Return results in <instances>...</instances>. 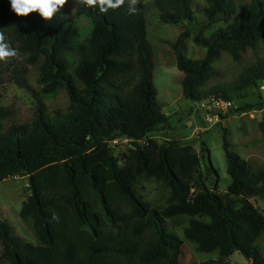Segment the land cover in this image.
Returning a JSON list of instances; mask_svg holds the SVG:
<instances>
[{"label":"trees","instance_id":"obj_1","mask_svg":"<svg viewBox=\"0 0 264 264\" xmlns=\"http://www.w3.org/2000/svg\"><path fill=\"white\" fill-rule=\"evenodd\" d=\"M130 3L103 13L69 0L45 21L38 13L19 17L10 0H0V32L19 54L0 60V94L15 82L31 94L35 108L21 119L0 106V183L28 177L20 216L38 241L16 236L0 211V264H183L185 243L197 253L217 254L200 264H233L236 252L264 264V215L252 202L264 197V167L246 173L247 161L230 150L223 128L233 184L220 193L217 182L207 186L191 146L158 137L173 129L158 102L147 6L137 0L130 13ZM152 5L165 24L186 28L195 21L193 0ZM200 12L208 25L194 42L206 50L204 58L183 53L188 31L173 45L184 96L197 104L238 101L234 113L263 108V98L240 102L264 85V56L246 64L236 81L208 86L219 75L215 63L223 53L242 63L264 45V0H205ZM217 22L225 26L205 36ZM58 94L66 106L49 108L45 99ZM116 140L131 146L121 159L111 146ZM146 183L155 184L160 196H142Z\"/></svg>","mask_w":264,"mask_h":264},{"label":"rangeland","instance_id":"obj_2","mask_svg":"<svg viewBox=\"0 0 264 264\" xmlns=\"http://www.w3.org/2000/svg\"><path fill=\"white\" fill-rule=\"evenodd\" d=\"M146 4V17L148 38L154 51V83L158 90V102L163 112L169 117L173 131L167 137L158 134L163 140H178L182 145L192 147L201 158L202 172L205 182L209 188L217 182V189L220 193H227L233 180L228 174V163L223 148V128L228 131L230 150L247 161L246 173L252 172L257 168L264 167V107L257 110L234 113L229 112L225 120L219 124H214L208 130L205 127L204 117L196 111L197 103L187 99L183 94L182 81L184 74L176 66V57L173 45L180 38L181 34L188 31L191 37L184 41L183 53L190 59H203L206 50L194 42V36L200 29L208 25L207 18L200 10L205 6V0H193L195 9V21L189 23L186 28L165 24L159 12L153 7L152 0H142ZM241 3H248L249 0H240ZM225 26L224 22L212 24L205 31V36L211 35L215 30ZM87 31H83L85 35ZM257 56H264V45L257 52H248L242 63L233 61L227 53L222 54L219 62L215 63L219 75L212 79L208 87L220 84H229L238 78L243 67ZM9 73L5 76L8 78ZM31 83L34 78L30 77ZM240 105L256 104L264 99V92L259 88L250 89L244 94ZM49 108H64L67 104L63 94H58L54 99L46 98ZM238 101H235L237 104ZM0 106L11 108L15 115L21 119L30 118L34 111V99L30 93L20 88L15 82L7 83L0 94ZM201 128L200 130H195ZM195 130V131H194ZM194 132V134H193ZM113 153L119 159L129 154L131 146L129 143L118 142L111 144ZM210 161L216 174L210 170L208 162V152ZM28 177H13L0 183V211L2 219L8 222L14 230L16 236L24 242L38 245V241L29 224L24 222L20 216L21 209L27 199ZM140 194L150 198L160 196V191L153 183H146L140 186ZM264 215V197L252 199ZM130 213L128 208L125 209ZM171 225L169 224V228ZM264 249V244H263ZM3 247L0 241V253ZM264 255V250H262ZM217 254L197 253L195 248L185 243L182 248L181 262L183 264H200L207 260L216 259ZM229 261L233 264H252L250 260L241 253H234Z\"/></svg>","mask_w":264,"mask_h":264},{"label":"clouds","instance_id":"obj_3","mask_svg":"<svg viewBox=\"0 0 264 264\" xmlns=\"http://www.w3.org/2000/svg\"><path fill=\"white\" fill-rule=\"evenodd\" d=\"M69 0H10L11 10L19 17H28L32 13H38L45 21H50L55 14L63 9ZM78 2L87 7L99 6L100 12L106 13L109 9H117L124 5L125 0H78ZM137 0H131L129 12L136 11ZM19 58L17 50L9 47L5 43V36L0 32V60L6 58Z\"/></svg>","mask_w":264,"mask_h":264},{"label":"built area","instance_id":"obj_4","mask_svg":"<svg viewBox=\"0 0 264 264\" xmlns=\"http://www.w3.org/2000/svg\"><path fill=\"white\" fill-rule=\"evenodd\" d=\"M260 90L264 92V85L260 86ZM237 108L236 104L232 100H226L222 98H211V100L198 103L196 106V111L204 117L206 125L204 128H197L195 130H208V128L214 124L222 122L221 115L224 116L231 110ZM194 130V131H195ZM194 134V132H193ZM118 142L128 143V140H116L113 143Z\"/></svg>","mask_w":264,"mask_h":264}]
</instances>
